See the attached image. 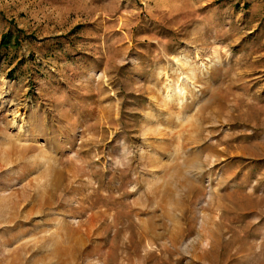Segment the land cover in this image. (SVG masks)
<instances>
[{
    "label": "rangeland",
    "instance_id": "rangeland-1",
    "mask_svg": "<svg viewBox=\"0 0 264 264\" xmlns=\"http://www.w3.org/2000/svg\"><path fill=\"white\" fill-rule=\"evenodd\" d=\"M0 264H264V0H0Z\"/></svg>",
    "mask_w": 264,
    "mask_h": 264
},
{
    "label": "trees",
    "instance_id": "trees-1",
    "mask_svg": "<svg viewBox=\"0 0 264 264\" xmlns=\"http://www.w3.org/2000/svg\"><path fill=\"white\" fill-rule=\"evenodd\" d=\"M10 34H5V36H3V38H2V41H1V45H5V44H7L8 42H7V37L9 36Z\"/></svg>",
    "mask_w": 264,
    "mask_h": 264
}]
</instances>
